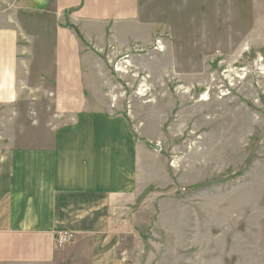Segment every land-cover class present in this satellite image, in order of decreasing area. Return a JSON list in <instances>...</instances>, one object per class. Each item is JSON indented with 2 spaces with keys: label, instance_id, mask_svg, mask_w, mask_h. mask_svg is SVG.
<instances>
[{
  "label": "rangeland",
  "instance_id": "1",
  "mask_svg": "<svg viewBox=\"0 0 264 264\" xmlns=\"http://www.w3.org/2000/svg\"><path fill=\"white\" fill-rule=\"evenodd\" d=\"M12 1L0 0L2 28L15 27V10L24 9ZM174 6L146 28L127 27L138 43L128 53L87 47L79 56L74 48L58 71L44 56L19 68L60 79L54 113L66 105L111 110L138 140L161 147H149L147 179L159 182L118 209L119 253L144 264H264V0ZM46 10L20 14L36 25L32 45L50 39L48 27L60 20ZM115 38L124 44L122 31Z\"/></svg>",
  "mask_w": 264,
  "mask_h": 264
},
{
  "label": "crops",
  "instance_id": "2",
  "mask_svg": "<svg viewBox=\"0 0 264 264\" xmlns=\"http://www.w3.org/2000/svg\"><path fill=\"white\" fill-rule=\"evenodd\" d=\"M21 1L25 10L47 9L60 18L48 27L50 39L32 45L36 25L22 19L23 7L15 10ZM181 1L199 0L12 1L16 26L0 27V264H67L84 257L86 264H144L119 253L123 237L115 220L118 209L159 182H147L149 146L111 110L66 105L54 113L53 100L63 96L54 86L60 79L19 66L40 64L44 56L58 71L74 48L79 56L87 47L128 53L138 44L128 26L146 28L149 17ZM121 31L124 44L115 38ZM63 232L74 238L58 247Z\"/></svg>",
  "mask_w": 264,
  "mask_h": 264
},
{
  "label": "built area",
  "instance_id": "3",
  "mask_svg": "<svg viewBox=\"0 0 264 264\" xmlns=\"http://www.w3.org/2000/svg\"><path fill=\"white\" fill-rule=\"evenodd\" d=\"M160 42H162L161 39H159V40L157 39L156 40L155 48L157 50H162L163 49L162 48L163 45H161ZM159 44H160V46H159ZM119 69H121V68H119ZM73 238H74V235L72 233H70V232L60 233L58 235L57 239H56V245L58 247H63L64 245L70 243L73 240Z\"/></svg>",
  "mask_w": 264,
  "mask_h": 264
},
{
  "label": "water",
  "instance_id": "4",
  "mask_svg": "<svg viewBox=\"0 0 264 264\" xmlns=\"http://www.w3.org/2000/svg\"><path fill=\"white\" fill-rule=\"evenodd\" d=\"M146 144L149 146V147H152L153 149L157 150V151H160L161 150V147L157 144H153L152 142H146Z\"/></svg>",
  "mask_w": 264,
  "mask_h": 264
}]
</instances>
